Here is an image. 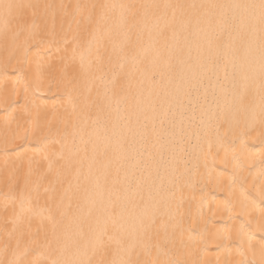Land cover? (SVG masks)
<instances>
[{
	"label": "bare ground",
	"instance_id": "bare-ground-1",
	"mask_svg": "<svg viewBox=\"0 0 264 264\" xmlns=\"http://www.w3.org/2000/svg\"><path fill=\"white\" fill-rule=\"evenodd\" d=\"M0 264H264V0H0Z\"/></svg>",
	"mask_w": 264,
	"mask_h": 264
}]
</instances>
